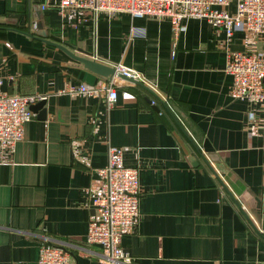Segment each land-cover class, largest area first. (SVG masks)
<instances>
[{
  "label": "crops",
  "instance_id": "0c3cea01",
  "mask_svg": "<svg viewBox=\"0 0 264 264\" xmlns=\"http://www.w3.org/2000/svg\"><path fill=\"white\" fill-rule=\"evenodd\" d=\"M42 2L0 0L1 87L45 95L11 157L0 159V264H37L43 239L65 243L71 264H103L86 233L109 144L139 168L140 213L121 240L132 264H264V125L256 105L230 97L225 70L227 49L263 48L264 37L235 31L227 40L198 17L177 32L169 17L98 12L76 20ZM28 19L30 32L14 26ZM131 27L144 34L130 36ZM38 31L77 56L87 50L139 72L143 85L114 81L111 107L104 91L68 94L69 85L111 79Z\"/></svg>",
  "mask_w": 264,
  "mask_h": 264
},
{
  "label": "built area",
  "instance_id": "2783aa9c",
  "mask_svg": "<svg viewBox=\"0 0 264 264\" xmlns=\"http://www.w3.org/2000/svg\"><path fill=\"white\" fill-rule=\"evenodd\" d=\"M231 0H43L41 8L55 7L60 14L69 13L80 20L96 17L98 12L128 13L131 17H169L173 30L181 28V21L188 17L204 18L214 27L223 29L230 40L235 31H243L257 41L264 37V0H235L234 12L225 7ZM141 27H131L130 36L143 35ZM261 39V38H260ZM225 70L232 77L229 95L233 99L247 100L261 111L264 125V47L237 51L227 49ZM118 72L139 81L142 75L121 64ZM101 86L79 83L69 85L70 95L106 94L107 107L114 105L117 91L114 81ZM121 80V79H120ZM0 76V159L7 161L15 151L16 143L23 137L25 124L33 115L31 105L43 100L45 95L9 94L1 87ZM154 103V101H151ZM249 123H255L252 111L247 114ZM99 184L91 188L94 213L88 223L86 241L102 248L103 264H132L133 257L122 248L121 240L131 233L139 216V168L126 166L123 149L109 144L106 164L97 169ZM72 253L62 242L48 239L40 241L37 264H71Z\"/></svg>",
  "mask_w": 264,
  "mask_h": 264
},
{
  "label": "water",
  "instance_id": "95a60500",
  "mask_svg": "<svg viewBox=\"0 0 264 264\" xmlns=\"http://www.w3.org/2000/svg\"><path fill=\"white\" fill-rule=\"evenodd\" d=\"M34 2H40V0H34ZM16 28H19V29H22L24 27L27 28L28 32H30V28H31V24H30V19L27 20V23L26 25H19L18 23H16L14 25ZM36 27H39L40 28V24H36ZM34 33H30L29 35L33 36ZM37 38H39V40L47 43V44H51L53 46H56L58 48H60L61 50H63L65 53H67L70 57L80 61L83 63V65L95 72L96 74H98L99 76L103 77V78H108V79H112L114 77H117L123 81H126V82H129V83H132V84H135V85H140L142 86L143 84L137 80V79H134L133 77L131 76H126L125 74L123 73H120L117 71L115 65L113 64H107V63H104L102 61H99L97 59H95L96 55H94L93 53L87 51V50H80L82 53H84L86 56L88 57H81V56H77L75 55L74 53H72L69 49H67V47H65L64 45H61V44H58V43H54V42H51V41H48L47 39H44L45 37V33L43 31H38L37 32ZM69 46V45H68ZM44 104V100H40L38 101L36 104H33L31 105V110L32 111H35L37 110L38 108L42 107ZM157 109V107H155ZM42 116H44V110L42 112Z\"/></svg>",
  "mask_w": 264,
  "mask_h": 264
}]
</instances>
